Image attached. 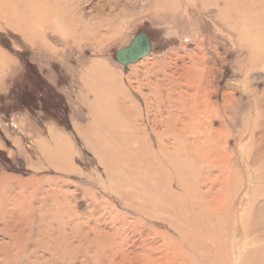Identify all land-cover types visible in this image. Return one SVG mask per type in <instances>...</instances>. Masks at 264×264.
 <instances>
[{"label": "rangeland", "instance_id": "1", "mask_svg": "<svg viewBox=\"0 0 264 264\" xmlns=\"http://www.w3.org/2000/svg\"><path fill=\"white\" fill-rule=\"evenodd\" d=\"M72 2L78 3L68 17L73 26L52 17L40 36L0 21V264H216L195 242L192 249L181 245L175 229L162 223L170 215L151 207L154 190L166 183L167 165L150 164L130 149L137 147L134 131L145 130L140 134L148 138L155 123L159 133L195 131L202 143L208 132L227 134V153L243 186L229 204L232 223L223 226L235 231L223 260L240 264L254 243L258 264H264V233L244 238L241 226L258 186L254 171L264 170V156L246 159L249 147L252 156L264 154V66L254 64L252 38L242 41L238 31L248 24L237 29L221 16L222 5L205 9L190 0ZM254 12L248 21L263 22L264 0ZM142 32L152 41V54L126 71L116 52ZM29 91L40 92L45 104L23 106ZM51 92L63 99L56 115ZM149 142L155 145L153 137ZM128 146V154L116 157L103 149ZM212 167L203 171L220 175ZM192 181L188 187L197 190ZM260 182L264 191V178ZM202 185L201 193L210 192L205 196L220 188ZM235 190L228 191L230 198ZM19 217L23 224L14 223ZM20 227L29 260L13 248ZM137 246L140 253L149 247L141 255L146 260L133 255Z\"/></svg>", "mask_w": 264, "mask_h": 264}, {"label": "bare ground", "instance_id": "2", "mask_svg": "<svg viewBox=\"0 0 264 264\" xmlns=\"http://www.w3.org/2000/svg\"><path fill=\"white\" fill-rule=\"evenodd\" d=\"M190 1L199 4L202 8L205 9L212 5H222L223 9L221 11V16L231 22V24H233V26L237 29H239V26L242 23H244V25L248 24L246 25L247 29L244 28L245 26H242V29L238 31H240V35H242V41L243 39L246 40L249 37L252 38V41H254L252 49L255 51L254 64L264 66V21L260 24L253 22L252 19V22L248 21L249 17L252 16L251 13H255L254 9L260 7V0ZM77 4L73 3L72 0H0V21H5L7 25L13 27L16 31L22 32L24 35L30 32L31 35L36 34L40 36L43 34L42 32L52 27V25H50V22L53 21L54 23L56 19H58V21H62L64 27L68 25L73 26L71 24H68L67 22L68 17L71 16V11L73 12V10L78 9ZM100 13L101 10L98 11V14ZM52 17H54L52 21L46 22ZM228 25L229 24L227 23L226 26ZM0 58H2V56H0ZM0 62L4 64V59H0ZM117 85L120 88V85ZM127 100L132 104L133 111H138V106L134 104L131 99L127 98ZM146 109V112H149L148 99L146 100ZM156 126L157 123H155L154 126L150 125L151 133L148 134V138L141 136L142 132L144 133L145 130L134 131L132 139L138 140L137 147L135 149L133 147L132 149H130L132 150V152H135L134 150L138 149L140 152L138 153L140 157L146 162H150V164L155 162L157 164L163 163L167 165V169L163 172V174L167 176L166 183H164L163 186H160L158 189L154 190L155 195H157V201H155V204H152L151 207L153 209L155 208L159 211H163L164 214L170 215L169 217H164L162 219V223L167 222L172 226H168L169 228L171 227L175 229L174 233H177V236L180 240L178 242H181V245L186 246V249H192L191 242H195L197 247H199L202 251L209 253L213 257L212 259L216 264H225L226 262H224V257L222 256V254H230V241L234 239L235 231H232L231 233L227 232L223 226H230V224L232 223L231 218H233L234 214L231 213V207H233L236 200H238L237 196H239L243 186V181H241L242 177L240 173H238V171H236L235 169L236 164L235 162H233L234 158L232 155L227 153V140H225L227 134L222 133V131H216L214 135L211 134V132H208V134L206 133L208 137L207 141H204L205 143H202L197 138L200 136L194 135L193 132L195 131L188 133H184L186 131H183V134L179 133L178 131H172L171 133L164 131L162 133H159L156 132ZM151 137H153L155 145L150 142L146 143V141L148 142L149 138ZM139 139L142 141H139ZM252 144V147L254 149V146H257V144ZM208 146L210 147L206 149ZM105 148L106 147H103L105 153H108L112 157H116L125 154L126 150H129L130 147ZM249 149L250 151H248L246 159L251 158L254 162H256L257 159L264 156V154H260V150H257V152L252 156V148L249 147ZM143 151H145V153H143ZM97 153L100 160H102V154H100L99 152ZM215 163L217 166H214ZM206 164L207 166L209 164L210 166L212 165V170L215 169L217 172H220V175L215 176L213 175L214 173L211 174V172L207 173L203 171V166ZM258 167L259 168L255 169L254 171V176L258 183V186L256 187V190L253 191L250 198L252 202L249 204L246 211H244L241 215L242 234L244 238L246 236H251L252 238L254 233H257L260 230L264 233V203H258L257 201L260 196L264 197V191H260V183L262 182H260V180L264 178V170H260V166ZM160 172H162V170ZM192 179V182H196V184H199V188L202 187V184L204 183H208L207 187L210 184L218 185L220 186V188L214 189L215 187H209V189L213 188L214 192H212V195L210 194L209 196H205L210 192L208 191L207 193L203 194L200 192L199 188H197L196 190L197 186L195 187L194 191L188 187L190 184L189 182ZM177 187L180 188L179 191L175 189ZM231 188L237 189L235 191L236 193L238 192L236 196L235 194H233L235 198L231 196V198H234V200H231L230 196L228 195V191ZM179 192L182 194H180ZM181 196L182 198L180 200ZM231 202L232 206L230 207L229 204ZM127 203L131 206L134 205V202H132V200ZM174 212L178 213L179 217L172 219L171 215ZM196 214H198L197 216H199V218L195 216ZM19 218H14V223L16 222L17 224H23L24 218ZM182 221L183 223H186V225L183 224ZM21 230V227L18 228L16 234L19 235H14L12 237L13 248L18 251V255H20L21 258L29 260L30 256L26 257L24 255L26 253V250L24 249V245L20 242ZM112 236L115 237V233L112 234L111 237ZM255 240L259 241L257 237ZM176 241L177 240H175V242ZM251 247V250L247 251V253L242 256L240 264H258L260 262V247L254 243ZM136 249L137 251L133 252V255L145 259L142 256L148 255L149 247L147 249V253H140V248L138 246L136 247ZM247 249L248 248H246V250ZM153 250H155V248L151 246L150 252ZM229 258H231V255ZM227 260L228 259H226V261Z\"/></svg>", "mask_w": 264, "mask_h": 264}, {"label": "water", "instance_id": "3", "mask_svg": "<svg viewBox=\"0 0 264 264\" xmlns=\"http://www.w3.org/2000/svg\"><path fill=\"white\" fill-rule=\"evenodd\" d=\"M153 44L146 32L135 36L130 45L116 52V60L125 70L152 54Z\"/></svg>", "mask_w": 264, "mask_h": 264}, {"label": "trees", "instance_id": "4", "mask_svg": "<svg viewBox=\"0 0 264 264\" xmlns=\"http://www.w3.org/2000/svg\"><path fill=\"white\" fill-rule=\"evenodd\" d=\"M23 61H26L25 59ZM30 71V70H29ZM32 70L30 71V74L32 75ZM51 97H52V112L56 115L57 112L61 111V107L63 108V99L62 97L56 93V92H51ZM21 100V99H20ZM19 103V100H18ZM23 106L33 108V109H38V106H42L45 104V100L40 92H35V91H29V94L25 95L23 97V100L21 101Z\"/></svg>", "mask_w": 264, "mask_h": 264}]
</instances>
